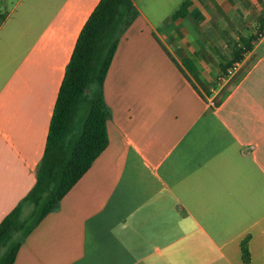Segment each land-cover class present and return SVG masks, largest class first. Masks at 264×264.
I'll return each mask as SVG.
<instances>
[{
  "label": "crops",
  "instance_id": "0c3cea01",
  "mask_svg": "<svg viewBox=\"0 0 264 264\" xmlns=\"http://www.w3.org/2000/svg\"><path fill=\"white\" fill-rule=\"evenodd\" d=\"M184 1L133 0L104 86L109 145L14 264H245L247 237L250 264H264V0H190L174 18ZM99 2L17 0L0 20V223L37 183Z\"/></svg>",
  "mask_w": 264,
  "mask_h": 264
},
{
  "label": "trees",
  "instance_id": "16d2710c",
  "mask_svg": "<svg viewBox=\"0 0 264 264\" xmlns=\"http://www.w3.org/2000/svg\"><path fill=\"white\" fill-rule=\"evenodd\" d=\"M191 5L185 0L173 17L184 18ZM139 14L133 0H100L82 28L58 93L37 183L0 223V264L15 263L26 239L60 208L107 149L112 111L105 100V80L122 37ZM240 59L241 51L232 63ZM185 66L196 70L191 61ZM27 208L31 210L25 215ZM249 241L247 237L241 243L245 264L251 263Z\"/></svg>",
  "mask_w": 264,
  "mask_h": 264
},
{
  "label": "rangeland",
  "instance_id": "374dc122",
  "mask_svg": "<svg viewBox=\"0 0 264 264\" xmlns=\"http://www.w3.org/2000/svg\"><path fill=\"white\" fill-rule=\"evenodd\" d=\"M17 2V0H0V15L1 14H3V15H5L6 14V12H10L11 10H12V8H13V6H14V4ZM147 2L149 3V4H152V5H154V6H158L159 4H162V3H164L165 4V0H147ZM1 20V19H0ZM257 35H258V33H257ZM256 35V36H257ZM257 38H258V36H257ZM15 39H16V37H15ZM251 39H253V38H251ZM259 42V41H258ZM255 43H257V41L255 42ZM254 43V44H255ZM22 46H24V44L21 42V41H19V40H16V42H15V44H14V48L16 49V51L20 48V47H22ZM246 47V46H245ZM249 46H247L246 47V50H248L247 48H248ZM257 55H258V58H260L262 55L264 56V45H262L260 48H259V50L257 51ZM258 60L256 59V61L255 62H252V63H256ZM260 63H264V61H262V62H260ZM224 84H220L219 86H223ZM30 208H27V210H26V213H25V215L26 214H28L29 212H30ZM3 253H4V249H2L1 251H0V257L3 255Z\"/></svg>",
  "mask_w": 264,
  "mask_h": 264
},
{
  "label": "built area",
  "instance_id": "2783aa9c",
  "mask_svg": "<svg viewBox=\"0 0 264 264\" xmlns=\"http://www.w3.org/2000/svg\"><path fill=\"white\" fill-rule=\"evenodd\" d=\"M263 37H264V28H263V30L260 31V33L258 34V38H257V39L260 40V39L263 38ZM239 65H240V63L237 62V63H235L232 67L228 68V69L226 70V72H224V73L222 74V76L219 78V83H220V84H223V83L228 82V80L232 77L233 73L238 69Z\"/></svg>",
  "mask_w": 264,
  "mask_h": 264
}]
</instances>
